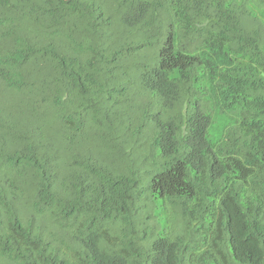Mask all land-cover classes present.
<instances>
[{
  "label": "trees",
  "instance_id": "16d2710c",
  "mask_svg": "<svg viewBox=\"0 0 264 264\" xmlns=\"http://www.w3.org/2000/svg\"><path fill=\"white\" fill-rule=\"evenodd\" d=\"M0 264H264V0H0Z\"/></svg>",
  "mask_w": 264,
  "mask_h": 264
}]
</instances>
